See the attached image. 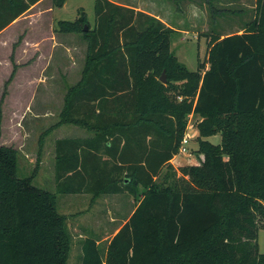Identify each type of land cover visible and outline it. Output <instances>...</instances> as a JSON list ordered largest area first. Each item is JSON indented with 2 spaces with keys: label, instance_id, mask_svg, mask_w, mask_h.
I'll list each match as a JSON object with an SVG mask.
<instances>
[{
  "label": "trees",
  "instance_id": "16d2710c",
  "mask_svg": "<svg viewBox=\"0 0 264 264\" xmlns=\"http://www.w3.org/2000/svg\"><path fill=\"white\" fill-rule=\"evenodd\" d=\"M37 1L0 0V30ZM94 14L92 29L84 10L55 28L87 42L55 125L93 134L56 141L55 191L34 185V172L19 177V151L0 144V264H66L72 240L58 193L136 195L139 187L104 250L93 236L81 241L80 264H264V0L242 32L209 35L194 71L171 50L175 29L154 15L111 0H95ZM191 113L203 159L175 169ZM217 133L220 143L206 139Z\"/></svg>",
  "mask_w": 264,
  "mask_h": 264
},
{
  "label": "rangeland",
  "instance_id": "374dc122",
  "mask_svg": "<svg viewBox=\"0 0 264 264\" xmlns=\"http://www.w3.org/2000/svg\"><path fill=\"white\" fill-rule=\"evenodd\" d=\"M111 1L156 14L174 26L171 50L191 71L197 69L199 61L206 60L209 35L237 32L252 18L255 5V0H216L213 9L204 0H184L178 5L166 0ZM94 3L95 0H65L63 6L54 7L52 0H47L0 34V144L19 151V177L34 172L33 184L49 191H55L50 150L53 137L59 133L69 136L84 133L73 124L55 130L52 126L60 119L68 88L80 80L87 50L82 33L61 34L54 28L60 20L74 21L84 10L92 29L95 25ZM49 7L52 11H45ZM41 8H44L42 13L38 12ZM14 65L16 68L12 73ZM198 121L194 114L187 118V125L190 122L192 126L186 131L190 135L186 145L188 153H179L177 161L169 162L175 169L201 160L196 140ZM208 140L218 144L220 134L212 135ZM166 170L167 166L157 181L162 180ZM143 192L139 187L136 195L103 196L95 203L91 202L90 195L59 198L58 211L68 218L71 215L72 241L66 264H80V243L87 236H96L104 250ZM257 242L259 252L264 253V220H258Z\"/></svg>",
  "mask_w": 264,
  "mask_h": 264
},
{
  "label": "crops",
  "instance_id": "0c3cea01",
  "mask_svg": "<svg viewBox=\"0 0 264 264\" xmlns=\"http://www.w3.org/2000/svg\"><path fill=\"white\" fill-rule=\"evenodd\" d=\"M44 1H47V0H38L36 3H34L33 5H31L30 6V8L28 9V10H26L24 13H22L19 17H17L15 20H13L10 24H8L6 27H4L2 30H0V34L1 33H3L5 30H7V28L10 26V25H12L15 21H17V20H19L22 16H24L25 14H27L28 12H30V11H32V10H35V8L36 7H38L42 2H44ZM166 1H168V0H166ZM48 4V3H47ZM118 4H121V5H124V4H122V3H118ZM125 6H129V5H125ZM129 7H132V6H129ZM132 8H134L135 10H141L140 8H137V7H132ZM42 9H44V8H41V9H39L38 10V12H43V11H41ZM45 11H48V12H51L52 11V7H49L47 10H45ZM142 11V10H141ZM34 12V11H33ZM143 12H146L147 13V11H143ZM148 14H151V15H154L155 17H157L159 20H161L165 25H167V26H169V27H171V28H173V29H175V31H176V28L174 27V26H171L163 17H160V16H158V15H156V14H153V13H149L148 12ZM52 28V27H51ZM55 29V28H54ZM51 30V29H50ZM52 31H53V28H52ZM237 32H242V28H240ZM50 33H52L51 31H50ZM235 33V32H234ZM61 34H63V33H61ZM65 34V33H64ZM223 36V35H222ZM50 39V38H49ZM50 40H52V39H50ZM54 40V39H53ZM54 42V41H53ZM51 43H52V41H51ZM55 43V42H54ZM0 66H1V62H0ZM65 125H71V124H60V125H54V126H52V129L53 130H55V129H58V128H60V127H62V126H65ZM77 128H79L82 132H84L83 133V135H81V136H69V135H60V133L57 135V136H55V137H53V139H52V148L50 149L51 151H52V156H53V173H54V163H55V148H56V141L57 140H59V139H62V138H72V137H79V138H91L92 136H93V134L91 133V132H89V131H87L86 129H84V128H82V127H79V126H76ZM210 137V136H209ZM209 137H207L206 139L208 140V138ZM220 138H221V136H220ZM209 141V140H208ZM211 142V141H210ZM212 143V142H211ZM220 143V142H219ZM215 144V143H214ZM45 149V148H44ZM43 149V150H44ZM198 156L201 158V160L203 159V155L202 154H200V153H198ZM179 157H180V154H178V155H174L173 157H172V159L170 160L171 162H174V161H177L178 159H179ZM103 159H104V157H103ZM200 162V161H199ZM199 162H197V163H195V164H198ZM35 177V176H34ZM54 182H55V180H54ZM119 193H117V194H101V195H99V196H97V197H94L93 196V194L92 193H90V192H84V193H58L57 194V206L59 207V198H61V199H64L66 196H69V197H73V196H80V195H82V196H87V195H90V197H91V202L92 203H95L100 197H103V196H113V195H118ZM122 194V193H121ZM85 198V197H84ZM73 205V204H72ZM71 205V206H72ZM132 211H133V209H132ZM132 211L130 212V214L132 213ZM63 214V213H62ZM129 214V215H130ZM70 216L71 215H69V218L67 217V226H68V229L70 230V228H69V219H70ZM129 217V216H128ZM127 217V218H128ZM126 217H125V220H124V218H123V222H122V224H120V226H119V228L125 223V221H126V219H127ZM110 220H111V222H113V218H110ZM119 228L117 229V230H115V232H113V235L119 230ZM112 235V236H113ZM111 236V237H112ZM94 238H96L97 239V242H98V238L96 237V236H93ZM99 243V242H98Z\"/></svg>",
  "mask_w": 264,
  "mask_h": 264
},
{
  "label": "built area",
  "instance_id": "2783aa9c",
  "mask_svg": "<svg viewBox=\"0 0 264 264\" xmlns=\"http://www.w3.org/2000/svg\"><path fill=\"white\" fill-rule=\"evenodd\" d=\"M193 114L191 113V114H189L188 115V117L187 118H189V117H191ZM190 122H188V125H187V127H186V130H185V133H184V135H183V137H182V139H181V142H180V145H179V148H178V154L179 153H184V154H187L188 152H187V148H186V145H187V143H188V140H189V136L190 135H187V133H186V131H187V129L189 128V127H192L191 126V124H189ZM192 137V136H191Z\"/></svg>",
  "mask_w": 264,
  "mask_h": 264
},
{
  "label": "water",
  "instance_id": "95a60500",
  "mask_svg": "<svg viewBox=\"0 0 264 264\" xmlns=\"http://www.w3.org/2000/svg\"><path fill=\"white\" fill-rule=\"evenodd\" d=\"M87 25L84 26V29L87 30ZM159 80L162 82V83H165L166 82V77H165V73L162 72V75L161 77L159 78Z\"/></svg>",
  "mask_w": 264,
  "mask_h": 264
}]
</instances>
